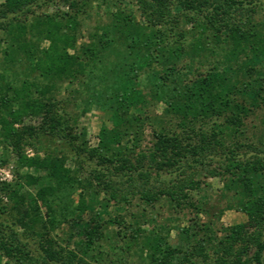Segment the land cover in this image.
Masks as SVG:
<instances>
[{"label": "trees", "instance_id": "16d2710c", "mask_svg": "<svg viewBox=\"0 0 264 264\" xmlns=\"http://www.w3.org/2000/svg\"><path fill=\"white\" fill-rule=\"evenodd\" d=\"M40 1L0 2L7 36L0 50V138L17 168L35 171L0 182L6 264H101L97 246L110 223L114 235H130L127 248L137 245L139 264H264V145L250 150L235 139L254 119L264 130V0H129L142 20L124 0H109L106 20L86 42L78 41L79 14L91 0H59L68 11L35 14ZM28 32L34 40L24 37ZM64 83L78 85L74 100L84 110L97 105L106 113L109 124L100 127L96 146L74 132L65 100L59 104L55 92ZM151 104H162L157 116L146 114ZM28 117L38 122L24 124ZM146 119L156 125L153 141L147 151L136 150ZM39 136L46 139L42 155L28 156L25 146ZM71 157L92 164L87 176L67 165ZM191 161L214 162L228 198L206 217L198 203L209 198L189 192L199 183L177 178ZM163 172L174 177L158 186ZM100 192L108 195L104 203ZM129 195L151 208L165 198L172 213L156 227L148 226L153 212L151 220L145 212L129 221L120 212L110 217L108 202L129 204ZM231 207L246 220L220 223ZM63 224L80 236L72 248L53 233ZM29 237H36L32 246Z\"/></svg>", "mask_w": 264, "mask_h": 264}, {"label": "rangeland", "instance_id": "374dc122", "mask_svg": "<svg viewBox=\"0 0 264 264\" xmlns=\"http://www.w3.org/2000/svg\"><path fill=\"white\" fill-rule=\"evenodd\" d=\"M4 0H0L3 2ZM124 7L132 10L135 16L142 20L140 17V12L138 10V6L133 1L124 0L122 3ZM122 5V6H123ZM111 9L109 0H91L89 5L86 7L85 13L79 14L80 19V36L78 38L79 42H86L88 41L87 37L90 32H92L96 27L100 25L101 22L106 20V11ZM33 12L35 14H39L43 11L47 12H54V11H63L69 10V7L66 4H63L59 0H43L40 1L36 6L33 7ZM175 11V9H173ZM28 21H31L32 15L28 14ZM259 18V17H258ZM184 24L183 22L181 25ZM185 26V25H184ZM189 28V26H185ZM7 37L5 32L0 29V39ZM26 39L34 40L32 32L26 33L24 36ZM1 42V41H0ZM40 44L45 46L47 43L45 41H41ZM5 46V41L2 40L0 43V50ZM0 54V60H1ZM79 89L76 83L74 84H62L60 85L58 91L55 92L57 100L64 101V109L65 111L69 112L71 115V126H75L74 132H78L83 136V138L87 141L88 146H96L98 141V134L100 131V127L103 124H109L106 113L102 111L97 105H92L89 109L84 110L83 105L81 104L80 100H74L77 90ZM74 101L76 103H74ZM162 104H151L148 105L146 108V114L154 117V114L157 116L161 112ZM84 110V111H83ZM142 116H144L142 110L137 111ZM38 120L35 118H25L23 123L24 124H36ZM253 124V126L251 125ZM156 127L155 122L149 121V119L145 120L142 126V133L141 139L139 143V147L136 150L147 151L148 148L151 146L153 141V128ZM264 130H262L261 123L258 119H254L252 122H247L245 127V134L244 135H237L235 139L238 141H242L243 144H250V150H261L263 148L264 143L263 134ZM231 140H229L230 142ZM33 146L26 145L24 150L28 156H34L35 154L42 155V151L39 149L41 145L46 143V139L44 136H39V141L33 140ZM243 146V149L246 150L247 147ZM37 148V149H36ZM38 150V151H36ZM246 150V151H250ZM0 158L4 159L0 161V182H13L21 177L22 174L25 172H35L31 168L27 167H16V159L13 151L11 150L10 146L6 143H2V139L0 138ZM1 160V159H0ZM186 164V163H185ZM190 165H185L183 172L178 174L177 178H181L182 180H195L199 183L196 190H191V195L193 198L198 197L199 193H204L206 197L209 198L208 203H204V199L201 200L198 205L208 210V216L212 212H217V207H222L226 204L228 198L221 193V189L223 186L222 180L219 176L212 173L214 171L215 163L214 162H207V164H197L194 162H189ZM67 165L72 169H79L82 176H87L88 172L91 170V163H77L76 161L69 159L67 161ZM177 173V172H176ZM154 174V173H153ZM174 176H170L169 174H165L164 172L160 175L159 181L155 182L158 186H163L166 181ZM34 191L33 188H31ZM76 194H74V198H76ZM108 195L100 192L97 195L98 201L103 200ZM130 199L129 204L121 203L116 206V204L111 200L108 202L106 209L109 212V216H113L116 212H120L123 214L127 221H129L130 214H140L145 212L147 218L151 220V214L156 213L157 217L153 219V221H149L148 226H158L162 218L164 216L170 215L172 213L169 204L165 201V198H161L158 202H156L151 208L149 205H144L141 199H139L138 195L128 196ZM40 207L44 213L45 202L40 201ZM92 209L87 210L83 215V219L87 220L89 217L93 216ZM201 215V214H200ZM202 217L204 215H201ZM105 218H107L105 216ZM246 215L243 214L241 211L237 210L235 207L224 209L222 214L219 217V222L223 225H232L235 223L243 222L246 220ZM147 225H144L146 227ZM117 226L116 224L110 223L108 229L105 231L106 235L102 239L101 242L98 243L97 248L103 250L101 253L102 261L101 264H139L140 263V255L137 250V245L131 244L130 248H127V242L130 241V235H126V237H121V235H114ZM19 231H22L19 229ZM76 229L72 228L68 224H63L59 227H56L54 230V234L57 235L56 238L59 243H62L68 248L73 247V242L80 237L76 233ZM173 233V231H172ZM36 237L31 238L29 237L28 242H30L31 246L33 244V240L35 241ZM132 246V247H131ZM93 251H96L95 249ZM78 252V251H77ZM251 252V251H250ZM91 253L89 250L88 254ZM80 256V253H78ZM87 263L91 262L88 256H84ZM0 264H6V258L0 256ZM11 264V263H8ZM86 264V263H84Z\"/></svg>", "mask_w": 264, "mask_h": 264}]
</instances>
